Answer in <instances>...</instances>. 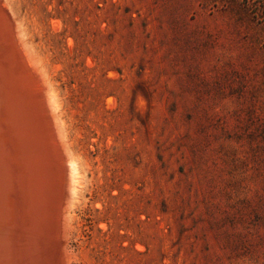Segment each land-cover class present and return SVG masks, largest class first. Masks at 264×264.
<instances>
[{"label":"rangeland","instance_id":"rangeland-1","mask_svg":"<svg viewBox=\"0 0 264 264\" xmlns=\"http://www.w3.org/2000/svg\"><path fill=\"white\" fill-rule=\"evenodd\" d=\"M6 3L77 164L53 264H264V0Z\"/></svg>","mask_w":264,"mask_h":264},{"label":"bare ground","instance_id":"bare-ground-1","mask_svg":"<svg viewBox=\"0 0 264 264\" xmlns=\"http://www.w3.org/2000/svg\"><path fill=\"white\" fill-rule=\"evenodd\" d=\"M6 1L0 0V264H53L55 239L58 238L54 239L50 228L46 227L50 222V210L45 208L44 197L50 160L54 162V159L56 169L62 172L61 158H58L53 142L55 138L62 145L61 152L66 160L62 162L65 161L67 166L66 173H63V202L61 208L58 207L62 220L77 188L74 168L77 164L74 155H69L62 142L53 89L45 81V76L37 73L36 62L23 42L22 26L11 18L18 23L12 22L4 11ZM6 57L10 61H6ZM38 80L41 83H37Z\"/></svg>","mask_w":264,"mask_h":264}]
</instances>
